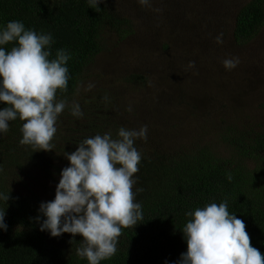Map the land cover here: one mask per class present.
<instances>
[{
	"label": "trees",
	"instance_id": "obj_1",
	"mask_svg": "<svg viewBox=\"0 0 264 264\" xmlns=\"http://www.w3.org/2000/svg\"><path fill=\"white\" fill-rule=\"evenodd\" d=\"M110 5L112 0H101L98 6L90 0H0V28L16 20L38 34L51 33L52 58L58 49L71 57L67 90L57 93L68 107L57 119L51 151L22 145L19 119L0 133V194L9 196L7 202L0 199L7 224L6 231L0 230V264H88L76 255L79 235L50 237L39 230L43 217L39 221L37 217L39 205L54 199L59 174L69 166L65 153L74 152L88 137L111 132L115 138L121 126L134 129L112 118L104 96L78 94L88 66L102 50V35L111 32L122 40L132 33L133 24L121 20ZM263 27L264 0H248L235 14L237 41H252ZM145 80L140 74L128 78L134 84ZM72 104L80 105L82 117L71 114ZM221 131L222 141L217 140L223 153L214 143L194 141L165 151L147 149L136 141L142 159L133 177L137 181L133 192L143 219L134 228L122 229L116 254L100 264H173L187 250L182 229L190 218L185 213L224 201L230 214L244 221L251 245L264 255V128L248 130L233 124ZM34 169L49 176L43 194L17 181Z\"/></svg>",
	"mask_w": 264,
	"mask_h": 264
},
{
	"label": "rangeland",
	"instance_id": "obj_2",
	"mask_svg": "<svg viewBox=\"0 0 264 264\" xmlns=\"http://www.w3.org/2000/svg\"><path fill=\"white\" fill-rule=\"evenodd\" d=\"M247 1L112 0V11L133 24L132 33L122 40L102 35L79 97L104 96L112 118L134 129L147 125V141L141 140L147 149L171 151L198 141L223 153L221 130L228 125L264 128V27L248 43L234 35L235 14ZM230 57L240 62L226 70L222 61ZM130 74L146 80L130 83ZM17 181L43 194L50 180L34 169Z\"/></svg>",
	"mask_w": 264,
	"mask_h": 264
},
{
	"label": "clouds",
	"instance_id": "obj_3",
	"mask_svg": "<svg viewBox=\"0 0 264 264\" xmlns=\"http://www.w3.org/2000/svg\"><path fill=\"white\" fill-rule=\"evenodd\" d=\"M90 2L98 6L101 0ZM137 2L148 5L150 0ZM222 37V33L216 37L217 43H223ZM53 42L51 33L38 34L20 21H9L0 28V133L8 131L10 121L19 119L23 122L20 143L39 151H51L57 119L68 107L65 99H57V93L67 90L71 57L65 49H58L52 58ZM9 43L14 46L6 50ZM239 62L238 57H230L222 64L232 70ZM189 67H195V62H189ZM71 114L83 116L79 104L71 105ZM147 138V125L138 129L121 126L115 138L111 132L91 136L74 152L65 153L69 166L59 174L54 199L39 205L37 220L43 217L39 230L53 238L79 235L76 255L88 264L114 256L122 229L134 228L143 219L142 205L135 202L137 181L133 177L142 159L136 141ZM8 198L0 194L5 202ZM5 214L0 211L3 231L7 230ZM185 215L190 218L182 229L187 250L173 264H264V255L251 245L244 221L230 214L226 201Z\"/></svg>",
	"mask_w": 264,
	"mask_h": 264
}]
</instances>
